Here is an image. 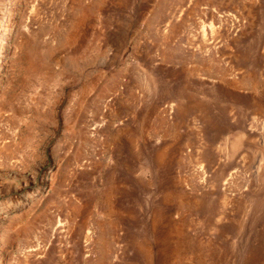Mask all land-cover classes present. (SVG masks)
I'll list each match as a JSON object with an SVG mask.
<instances>
[{
  "label": "rangeland",
  "instance_id": "1",
  "mask_svg": "<svg viewBox=\"0 0 264 264\" xmlns=\"http://www.w3.org/2000/svg\"><path fill=\"white\" fill-rule=\"evenodd\" d=\"M0 264H264V0H0Z\"/></svg>",
  "mask_w": 264,
  "mask_h": 264
}]
</instances>
